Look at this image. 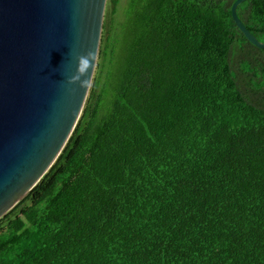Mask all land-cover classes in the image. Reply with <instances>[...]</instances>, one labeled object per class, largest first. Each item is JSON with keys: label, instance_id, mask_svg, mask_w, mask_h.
<instances>
[{"label": "trees", "instance_id": "16d2710c", "mask_svg": "<svg viewBox=\"0 0 264 264\" xmlns=\"http://www.w3.org/2000/svg\"><path fill=\"white\" fill-rule=\"evenodd\" d=\"M124 1L65 149L0 220V264H264V50L237 0ZM238 14L264 43V0Z\"/></svg>", "mask_w": 264, "mask_h": 264}, {"label": "water", "instance_id": "95a60500", "mask_svg": "<svg viewBox=\"0 0 264 264\" xmlns=\"http://www.w3.org/2000/svg\"><path fill=\"white\" fill-rule=\"evenodd\" d=\"M233 16L254 47L264 50ZM111 0H0V220L54 167L97 72Z\"/></svg>", "mask_w": 264, "mask_h": 264}, {"label": "rangeland", "instance_id": "374dc122", "mask_svg": "<svg viewBox=\"0 0 264 264\" xmlns=\"http://www.w3.org/2000/svg\"><path fill=\"white\" fill-rule=\"evenodd\" d=\"M126 6H127V0H126V2L124 1L123 5H122V9H121V13H120L122 17H124V15H125ZM118 20H120V17L118 18ZM121 20H123V18Z\"/></svg>", "mask_w": 264, "mask_h": 264}]
</instances>
